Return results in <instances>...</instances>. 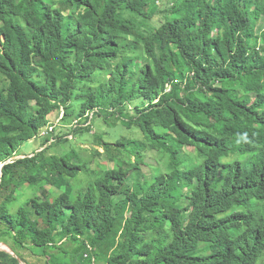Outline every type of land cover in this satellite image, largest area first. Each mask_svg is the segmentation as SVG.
<instances>
[{"label": "trees", "instance_id": "obj_1", "mask_svg": "<svg viewBox=\"0 0 264 264\" xmlns=\"http://www.w3.org/2000/svg\"><path fill=\"white\" fill-rule=\"evenodd\" d=\"M0 37V243L58 264H264V0H0ZM120 113L147 144L99 138L122 178L76 192L88 163L62 142ZM148 147L167 155L150 180Z\"/></svg>", "mask_w": 264, "mask_h": 264}, {"label": "rangeland", "instance_id": "obj_2", "mask_svg": "<svg viewBox=\"0 0 264 264\" xmlns=\"http://www.w3.org/2000/svg\"><path fill=\"white\" fill-rule=\"evenodd\" d=\"M160 7V10L158 14L154 17L152 20V24L155 25L156 30H158L160 33H163V22H162V16L163 12H165V6L160 3L158 4ZM2 41V38L0 37V43ZM140 51H129L127 52V55H140ZM97 83L91 84L92 87L97 86L98 82L100 81H106L108 78V74L105 72H97L94 76ZM84 89H87V87H84ZM135 104H142V102L135 101ZM80 101H76L74 103V108L77 109L79 106ZM135 106L133 104L130 105L131 113H134ZM63 114H61L62 116ZM60 116V117H61ZM129 114L120 113L119 120H115L114 117H109L107 120L104 118V116H94L93 123H91L88 127H90V131L82 132V133H73V135L69 136V141L62 142L63 148L66 150H73L79 154V157L81 160H85L86 163H88L87 168L85 167L84 171H82L78 178L75 181L70 182V184L75 185L76 192L84 189L91 181L96 179L97 177H102L105 183H111L114 179L121 180L122 176L120 172L118 171L119 168L114 162H111L107 155L104 153V148L101 147V138L103 141L107 143L115 144L119 139L125 138L127 140H131L132 143H137L140 145L147 144L145 137L141 130L136 127H127L123 123V119H127ZM58 117L55 119V124L60 127H65V123H61V119ZM74 119L71 122V119L68 122H71V124L75 121ZM116 122V123H114ZM67 124V125H71ZM87 126V125H85ZM58 133V132H57ZM43 141L41 139H33L28 142H26L21 148L19 149L18 153L22 156H18L16 158H23V155H29L31 153L37 152ZM132 147L128 146L126 149L130 150ZM54 149H51L49 151V154H52ZM99 151L100 155L97 153ZM190 151V152H189ZM188 152L194 155V151L189 150ZM55 152V151H54ZM143 164L140 166L142 169L143 174L147 179H151L154 175L158 174L160 171H163L165 169V162H167V155L160 151L153 150L151 148H146V150L143 152ZM120 165V164H119ZM56 189L52 186H47L45 188L46 193H50L55 191ZM24 194H22L21 200L16 204L17 206H25V197L31 196L32 191L28 189L27 187L23 188L22 191ZM40 197H42L41 192L38 193ZM125 223V221H124ZM0 250L8 252L9 254L15 256L17 259L22 261V264H58L63 261H61L60 258L54 256L51 254L50 257L44 256V251L41 248L33 247L31 245H26L23 248H17L13 245H6L4 243H0ZM49 255V254H48ZM50 256V255H49ZM90 256L83 257V261H87ZM2 258V257H0ZM4 259V258H2ZM64 260V259H63ZM85 264H102L101 261L97 263H92L91 261H88Z\"/></svg>", "mask_w": 264, "mask_h": 264}, {"label": "built area", "instance_id": "obj_3", "mask_svg": "<svg viewBox=\"0 0 264 264\" xmlns=\"http://www.w3.org/2000/svg\"><path fill=\"white\" fill-rule=\"evenodd\" d=\"M92 116H93V115L90 114V119L92 118ZM89 123H90V121H89L88 123L80 124V123H79V120H75L74 123H73V126H74V127L81 126V125L85 126V125H88ZM51 129H52V128H51Z\"/></svg>", "mask_w": 264, "mask_h": 264}, {"label": "water", "instance_id": "obj_4", "mask_svg": "<svg viewBox=\"0 0 264 264\" xmlns=\"http://www.w3.org/2000/svg\"><path fill=\"white\" fill-rule=\"evenodd\" d=\"M2 166H4V164H3ZM2 166H1V167H2ZM0 178H1V172H0Z\"/></svg>", "mask_w": 264, "mask_h": 264}, {"label": "bare ground", "instance_id": "obj_5", "mask_svg": "<svg viewBox=\"0 0 264 264\" xmlns=\"http://www.w3.org/2000/svg\"><path fill=\"white\" fill-rule=\"evenodd\" d=\"M1 171V170H0Z\"/></svg>", "mask_w": 264, "mask_h": 264}]
</instances>
